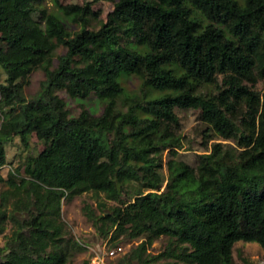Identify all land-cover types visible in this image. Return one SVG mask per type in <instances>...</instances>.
Instances as JSON below:
<instances>
[{
	"label": "trees",
	"instance_id": "obj_1",
	"mask_svg": "<svg viewBox=\"0 0 264 264\" xmlns=\"http://www.w3.org/2000/svg\"><path fill=\"white\" fill-rule=\"evenodd\" d=\"M52 1L56 9L0 0V164L13 136L41 143L0 175V232L10 223L0 264H66L82 244L65 229L60 198L84 190L115 201L97 200L99 212L82 205L111 245L119 235L138 239L111 264H237L234 240L264 248V93L251 86L264 78V0H116L97 25L91 0ZM189 6L216 25L197 27ZM34 68L42 77L25 97ZM120 71L139 77L137 92L121 87ZM57 89L92 93L101 110L70 114ZM175 105L199 109L206 138L235 143L212 140L193 165L175 157L177 138L161 128L176 123ZM161 234L164 246L148 252Z\"/></svg>",
	"mask_w": 264,
	"mask_h": 264
},
{
	"label": "rangeland",
	"instance_id": "obj_2",
	"mask_svg": "<svg viewBox=\"0 0 264 264\" xmlns=\"http://www.w3.org/2000/svg\"><path fill=\"white\" fill-rule=\"evenodd\" d=\"M73 1L83 2L85 0H59L60 3ZM42 2L48 9H56V5L52 0H42ZM115 3L116 0H91L90 6L94 16L92 18L93 24L97 25L103 21L106 13L115 6ZM189 9V14L196 20L197 27L208 23L215 24V22L206 16L200 8H190L189 6ZM63 21L68 28L76 27L74 22H70L65 18ZM219 26L223 28L224 34L230 35L228 28L224 24ZM129 43L135 50L143 51L146 49L145 44L135 43L133 41H129ZM61 49V46H57L55 52ZM3 76L4 73L1 72L0 81L3 80ZM41 77L42 72L39 68H34L28 73L26 82L23 84L25 97H29L34 93ZM117 79L126 92H137L139 77L134 73L120 71L117 74ZM246 84H249V82ZM251 86L264 93V78H257ZM202 89L209 90L210 85L203 86ZM56 93L62 97L70 114H75L81 106L87 107L93 113H97L101 110L100 101L92 93H89L84 97H72L63 89H57ZM241 108L242 106H238L235 109L234 115L238 116L241 113ZM173 111L177 116L176 123H165L161 125V128L163 126L165 133L172 134L177 138L175 157L183 159L187 163L193 165L195 163L197 152L207 150L212 140L227 141L232 144L235 143L234 139L231 137L221 138L214 133H210V137L206 138L205 132H210L211 130L206 129L205 123L199 118L198 108L175 105ZM40 147L41 143L33 133L29 135L28 142L25 146L21 144L16 135L10 138L4 143L5 160L0 164V175L4 177L9 170H12V168H15V166L20 164L26 154L35 153ZM167 148L168 146L161 149L162 165L159 170L163 179L160 187H162L166 175L164 160L168 157ZM16 171V176H18L22 172L21 167H18ZM4 185V181L0 180V189L3 188ZM121 196L122 198L128 197L125 192L122 193ZM97 200L104 201L105 204L103 207L115 203L113 199L104 197L102 192L99 191L98 193H94L90 190H84L73 194L69 198H60V216L64 221L65 229H67L68 232L82 244L80 249L73 251L71 255H69L66 264H80L82 259H87L88 264H111L117 255L138 240L137 238H127L119 235L118 238L114 240V243L120 245V251L112 255L107 253V249L112 244L108 240V235L101 234L97 228H95L91 220L84 214L82 208V205L86 203L95 212H99L100 207L96 206ZM9 231L10 223L6 221L3 230L0 232V243L3 242L5 235L8 234ZM165 241L166 235L161 234L153 238L150 243L147 244L146 249L148 252L154 253L164 246ZM231 255L237 264L242 263V257L245 258L247 264H264V248L254 240H234L231 245ZM158 260H161V258ZM173 264L194 263L176 260Z\"/></svg>",
	"mask_w": 264,
	"mask_h": 264
},
{
	"label": "built area",
	"instance_id": "obj_3",
	"mask_svg": "<svg viewBox=\"0 0 264 264\" xmlns=\"http://www.w3.org/2000/svg\"><path fill=\"white\" fill-rule=\"evenodd\" d=\"M121 247L119 244H114L111 245L108 249H107V253H109L110 255L115 254L116 252L120 251Z\"/></svg>",
	"mask_w": 264,
	"mask_h": 264
}]
</instances>
